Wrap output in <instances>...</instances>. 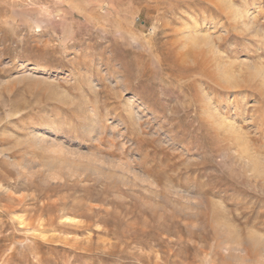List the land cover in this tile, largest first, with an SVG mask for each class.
<instances>
[{"label":"rangeland","instance_id":"rangeland-1","mask_svg":"<svg viewBox=\"0 0 264 264\" xmlns=\"http://www.w3.org/2000/svg\"><path fill=\"white\" fill-rule=\"evenodd\" d=\"M0 264H264V0H0Z\"/></svg>","mask_w":264,"mask_h":264},{"label":"bare ground","instance_id":"bare-ground-1","mask_svg":"<svg viewBox=\"0 0 264 264\" xmlns=\"http://www.w3.org/2000/svg\"><path fill=\"white\" fill-rule=\"evenodd\" d=\"M226 8H227V7H226ZM227 9H228V8H227ZM247 16H249V15H247ZM237 19H238V18H237ZM186 34H187V33H186ZM186 34L184 33L185 37L191 39V41H190V43H189V44H190L189 46H191L192 50H196L198 47H200L199 45H200L201 43H200V40L197 39V36H198V35H195V37H194V36H191V37H190V36H186ZM185 37L183 36V38H185ZM190 39H189V40H190ZM183 40H184V39H183ZM182 42H183V41H182ZM184 43H185V42H184ZM186 46H187V45H186ZM182 47H183V46H182ZM210 48H211V47H210ZM214 49H215V48H214ZM215 51H216V50H215ZM215 51H214V52H215ZM214 52H213V53H214ZM213 55H214V54H213ZM215 55H216V54H215ZM206 67H207V66H206ZM216 77H217V76H216ZM238 78H239V77H238ZM230 81H231V80H230ZM205 97H206V96H205ZM205 100H206V99H205Z\"/></svg>","mask_w":264,"mask_h":264}]
</instances>
